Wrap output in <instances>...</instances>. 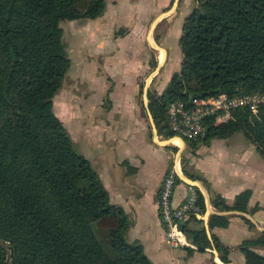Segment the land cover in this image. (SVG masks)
<instances>
[{"label": "trees", "instance_id": "trees-1", "mask_svg": "<svg viewBox=\"0 0 264 264\" xmlns=\"http://www.w3.org/2000/svg\"><path fill=\"white\" fill-rule=\"evenodd\" d=\"M195 1L182 25L179 72L161 94L148 92L166 135L167 107L176 99L264 95V0ZM105 7V0H0V264H153L140 244L127 240L130 222L111 204L53 107L70 67L61 22L96 19ZM235 132L264 158V103L257 115L242 108L221 126L206 122L205 136L189 143ZM250 196L244 190L232 205L215 196L212 205L252 214L258 208L248 209ZM191 220L199 221L193 215L184 223L187 240L214 247L230 262L229 249L214 235L209 239L203 226L190 227ZM228 223L226 215L208 220L210 229ZM258 246L264 232L239 244L245 264H264Z\"/></svg>", "mask_w": 264, "mask_h": 264}, {"label": "crops", "instance_id": "crops-1", "mask_svg": "<svg viewBox=\"0 0 264 264\" xmlns=\"http://www.w3.org/2000/svg\"><path fill=\"white\" fill-rule=\"evenodd\" d=\"M105 1L102 16L93 20L83 19L89 27L85 32H89L86 36L91 42V52L97 57L106 55L105 62H101L103 67L97 76L82 73L80 84H84V90L75 89L74 93L66 89L60 94L56 115L67 129L77 151L97 173L111 204L121 208L130 222L127 240L140 244L143 253L153 264H245L239 244L264 232V158L241 132L225 138L198 141L193 145L189 143L188 147L186 140L161 131L149 109V98L146 101L143 95L139 97L141 78L150 66L146 51L138 46L140 38L150 22L164 17L175 6L177 10L169 19L165 33L160 36L161 45L169 58L168 31L178 19L179 10L184 11L183 14L188 10L190 13L194 2L116 0L118 2L113 6L115 0ZM187 15L181 19L180 36ZM119 30H125L120 40L130 38L135 43L127 46L126 55L123 49H119L117 53L123 55L113 63L107 54L115 51L110 41L113 33ZM124 56L129 59H124ZM176 58L181 67V51ZM167 62L160 65L159 61L158 67L164 65V69ZM82 67L86 69L89 65L85 63ZM163 69L160 85L154 88L161 90L158 94L165 90L166 82L175 72L163 74ZM158 72L153 71L144 79L145 90ZM106 79L111 81L110 86ZM174 139L179 140L181 145L173 142ZM171 166L181 172L173 202L178 204L184 199L188 184L197 187L203 196L204 210L196 215L199 221L191 220L189 226H203L209 239L214 235L229 249L230 262H223L214 247L197 250L189 245L173 248L168 244L158 212L157 196L162 179ZM244 190L251 191L248 209L258 208L252 214L221 211L212 205L215 196H221L226 204L232 205L236 196ZM212 214L229 216V223L210 229L208 220ZM254 250L264 255V246L255 247Z\"/></svg>", "mask_w": 264, "mask_h": 264}, {"label": "built area", "instance_id": "built-area-1", "mask_svg": "<svg viewBox=\"0 0 264 264\" xmlns=\"http://www.w3.org/2000/svg\"><path fill=\"white\" fill-rule=\"evenodd\" d=\"M264 103V95L259 92L242 93L229 96H189L187 99H176L167 107V129L170 136L183 140L196 141L205 136V123L217 127L226 123L236 109L247 108L252 115H257ZM181 174L175 166L167 169L158 191V212L165 230L168 244L173 247H194L179 229L181 222H186L193 215L200 213L198 194L195 186L187 185L184 199L175 204L173 195Z\"/></svg>", "mask_w": 264, "mask_h": 264}, {"label": "rangeland", "instance_id": "rangeland-1", "mask_svg": "<svg viewBox=\"0 0 264 264\" xmlns=\"http://www.w3.org/2000/svg\"><path fill=\"white\" fill-rule=\"evenodd\" d=\"M180 1V0H179ZM194 2L193 8L196 5L195 0H190ZM118 1L115 0L113 6L115 3ZM172 4L169 5L171 7ZM192 9V8H191ZM177 10L175 6L169 10L164 17H159L156 21H152L149 23L146 32H144L143 36L140 38V44H138L139 47H141L144 51L147 53V61L150 62V66L147 69L145 75L141 78L140 86H139V97L142 98V95L147 98L146 101H148V92L151 93H159L161 90L154 89L155 87H159L160 81H161V70L163 69L164 65L161 67H158V63L160 61V65L168 62L163 69V74H168L172 73L173 71L179 72L180 70V62L178 63L177 56L180 55V50H179V41L178 38L180 36L181 32V19L184 15H187L189 13V10L186 14H183L184 11L179 10V17L177 20L174 21V26H171V29L168 31V36L167 38V47L169 49V58L167 57L166 52L164 51V47L161 45V38L160 36L165 33L166 25L168 24L169 19H171L172 15L174 16V12ZM174 13V14H173ZM61 27L63 28V41L66 45V51L68 54V57L70 58V67L69 70L67 71L63 85L57 95L53 98V103H55V113H57L58 108H59V101H60V94L63 93L64 90L69 89V91L75 93V89H85L84 84H80V76H82V73L84 75L86 74H91V76H97L99 75V71L102 69L103 64L101 62H105L106 60V55H102L100 57H97L94 55V52L92 53L90 50L91 42L90 39L87 38L86 34L89 32H85L87 30L86 28L89 27L87 26V23L85 21H62L61 22ZM91 28V27H90ZM125 30L122 31H117L113 33V36H111V41L110 44L113 46L115 51H112L111 53L107 54V56L110 59H113V63L116 62V58L120 55H126V49L127 46H133L134 41L130 38H125L123 41L122 39L120 40V35L124 33ZM115 36V37H114ZM180 39V38H179ZM120 40V41H119ZM116 45V46H115ZM116 47V48H115ZM119 49H123L124 52L123 54L117 53ZM163 49L164 52V58L161 60V50ZM95 51V50H94ZM124 59H129V57L124 56ZM183 59V56H182ZM165 60V62H164ZM89 65L88 68L85 69V67H82L84 64ZM92 67V68H91ZM84 68V69H82ZM179 69V70H178ZM93 71V73H92ZM159 71L155 77L154 81L149 84V88L145 90L144 86V79H146L151 73ZM174 72V73H175ZM173 73V74H174ZM149 79H147L146 84L149 82ZM171 79V78H170ZM169 79V80H170ZM108 85L110 86L111 81L109 79H106ZM166 83H169L166 82ZM144 86V87H143ZM148 103V102H147ZM173 142H175L178 145H181L177 139H174ZM186 144L189 147V140H186ZM182 147V146H181Z\"/></svg>", "mask_w": 264, "mask_h": 264}, {"label": "water", "instance_id": "water-1", "mask_svg": "<svg viewBox=\"0 0 264 264\" xmlns=\"http://www.w3.org/2000/svg\"><path fill=\"white\" fill-rule=\"evenodd\" d=\"M186 180H189L188 178H185ZM200 217V215H198V218ZM183 225H184V222H181L179 224V229H182L183 228ZM186 247V246H184ZM197 250H204L205 248L204 247H196Z\"/></svg>", "mask_w": 264, "mask_h": 264}, {"label": "bare ground", "instance_id": "bare-ground-1", "mask_svg": "<svg viewBox=\"0 0 264 264\" xmlns=\"http://www.w3.org/2000/svg\"><path fill=\"white\" fill-rule=\"evenodd\" d=\"M163 58H164V52H163V50H161V60H163ZM179 141V140H178ZM179 143H180V141H179ZM181 144V143H180Z\"/></svg>", "mask_w": 264, "mask_h": 264}]
</instances>
